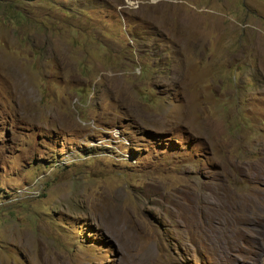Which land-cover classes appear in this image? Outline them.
Instances as JSON below:
<instances>
[{"label": "rangeland", "instance_id": "rangeland-1", "mask_svg": "<svg viewBox=\"0 0 264 264\" xmlns=\"http://www.w3.org/2000/svg\"><path fill=\"white\" fill-rule=\"evenodd\" d=\"M0 264H264V0H0Z\"/></svg>", "mask_w": 264, "mask_h": 264}]
</instances>
